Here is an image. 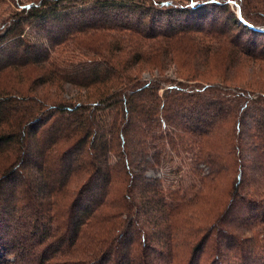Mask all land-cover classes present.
<instances>
[{
  "label": "trees",
  "instance_id": "1",
  "mask_svg": "<svg viewBox=\"0 0 264 264\" xmlns=\"http://www.w3.org/2000/svg\"><path fill=\"white\" fill-rule=\"evenodd\" d=\"M11 1L19 11L0 23V264H18L33 239L45 243L44 264L65 241L86 253L70 264H176L174 249L186 245L183 264H199L208 244L209 264H264L263 92L232 91L225 69L202 86L189 75L141 74L198 58L207 66L224 50L228 68L241 63V50L250 52L233 27L264 55L251 0H234L240 11L229 0ZM68 84L78 90L65 97ZM172 153L194 183L164 188L147 176ZM75 179L82 183L66 203ZM218 186L227 200L215 207ZM137 227L168 253L154 258L145 235L132 237Z\"/></svg>",
  "mask_w": 264,
  "mask_h": 264
},
{
  "label": "rangeland",
  "instance_id": "2",
  "mask_svg": "<svg viewBox=\"0 0 264 264\" xmlns=\"http://www.w3.org/2000/svg\"><path fill=\"white\" fill-rule=\"evenodd\" d=\"M172 1L177 2L180 0H172ZM229 1H230V10L240 11L238 4L235 2L236 0L235 1L229 0ZM29 2L30 1L25 0L24 2H22V4H28ZM247 3L250 6V9H247V11L251 17V21H253L257 24H264V14L260 10H258L259 7H261V6H259L258 0H251ZM262 7H264V6H262ZM17 11H19V8L17 7V4L15 2H12L11 0H0V23H3L4 21H5V23H7V22L9 23L8 20L11 19V17L14 16V14H16ZM224 17H222L221 21L225 20ZM232 29H233V32H231V33L233 34V38H234V36L235 37L238 36L240 38V40H241L240 42H242L244 48L250 52V54H244V52L241 50V48L237 47L238 50H241V52H240L242 54V55H240V59L242 60L241 63L238 62V64H237L235 61H232V59H231L229 61L230 68H228L226 66V64H223V61L221 59V57L226 55V51L224 50L223 52H219L217 54L216 61L211 60L210 62H208L207 66H205V64L202 65L203 64L202 59L199 60V58H198V59H196L194 61H190L188 63L173 62L164 70L156 69V70L152 71L149 68H146L144 71H141L142 76L145 78H150L151 73L155 74V76H158V75L160 76V74L164 72L165 75H167L168 77H170L173 80V79H177L179 74H180V76L181 75L182 76L189 75L190 77H193V79H194V81H191L189 83H191L193 86H202L204 83L200 79L205 78V77H209V78L213 79V78H215L216 75L221 74L220 72L226 71L227 73H229L230 76H232L231 77L232 81L231 82L229 81L228 84L225 86H229L232 91L234 89L236 90L238 88V86H240V87L248 86L254 90L262 91L263 92L262 94H264V55L259 54V53H255L256 55H253L254 51L249 49L248 43L250 41H253V42L255 41L254 39H248V35H251L250 33L248 34L247 31H243L244 32L243 33L242 32L243 29L241 27H238V28L233 27ZM29 32L31 34L30 36H35L37 34V29L33 28V29L29 30ZM229 37L231 38L232 36L229 35ZM239 44H241V43H239ZM259 46H260V44H259ZM261 46H264V40L262 41ZM251 53H252V55H251ZM197 67H198V69L196 70L195 68H197ZM224 69H225V71H224ZM170 85H171V83H167V84L163 85L164 88L161 90V92H163V90L169 88ZM77 90H78L77 88H75L74 86H70L68 84L64 87L63 92L67 93L65 95V97H66V96H68V93H73ZM172 156L174 157V159L171 162H169L168 160L166 162H164V160H163L162 163L156 169L149 171L147 176L151 177V178H157L158 180H160L162 182V186L164 188H166L167 186H169L171 184L176 185L177 181H180V179L183 180L184 184L194 183L195 180L192 179L193 177L190 178L189 167L184 165V164H181L179 159L177 157H175L173 153L171 154V157ZM171 157H168V159H170ZM232 159H234V157H232ZM29 163L32 164L33 162H29ZM178 168L182 169L180 174L176 173L177 172L176 170H178ZM195 168H196L195 170L202 172L203 176L208 175V173H210L209 167L206 165H200L199 167H195ZM238 171H239L238 166H236L235 168H231L229 170V173L223 179V183H225L224 185L232 184L235 181L236 177L238 176ZM34 178L36 179L35 176H34ZM247 179H249V177ZM27 180L29 181V179H27ZM30 180L32 182L35 181L32 179H30ZM174 180L176 183L173 182ZM80 183H82V179H78V180L75 179V182H71L69 184L70 192L67 193V196L63 197L64 202L66 201V203H68L72 199L71 196H73V193L77 192V189H78ZM37 185L39 186V181H37ZM221 186H218L219 188H217L216 191L209 198L210 203L215 207H220L221 204H224V202L227 200L226 198L224 200V196L222 193L223 190L220 188ZM30 187H28L29 190H30ZM35 195H36V193H35ZM63 195H64V193H60L58 195V197H62ZM22 212L23 211L18 210L19 215ZM199 213L203 214V217H206V215H210V210H206L205 208H201ZM67 217L68 216L66 214H63L61 216V220L63 223H66L69 220ZM21 218L23 219V221H25V218L22 215H21ZM19 225H18V228H19L20 232L17 233L18 236H14L15 239H18L20 237L19 235L21 232H23V230L25 231L22 221L19 223ZM53 226H54V230H55L57 228V222L54 223ZM135 230L136 231L134 234H132V237H134L135 239L137 237H139L140 239L143 240L145 232L147 229L144 227H137ZM16 232H17V230H16ZM145 236L148 239V241L151 243V245H152L151 247L154 248V249H151V251H150L151 255L154 258H158L160 253H168V249L163 244L157 243V241L153 237H150L148 234H146ZM183 236L184 235L181 233L179 235H176L175 238L178 239L179 242H182V239L184 238ZM36 240L37 239H33V240H28L27 242H24V243H26V244H24L25 245V251H24L25 256H24V258H21L18 260V262H17L18 264H44V263H42V256H44V255L41 252L44 250L45 243L42 245H38L41 242V240H39V243ZM79 240H81V239H79ZM148 241H146V243ZM49 243H53V242L48 241L46 244H49ZM208 246H210V245L208 244L205 247L206 251H204L205 253H203V255H201L199 264H209L213 260L212 253L210 252L211 248ZM72 247H74V246H72ZM67 248H69V243L67 241H65L62 244V246L55 243L54 248H52V249L49 248L48 263L47 264H70L73 261L81 260L78 258L82 257V256H84V254H86L85 251H83L81 253L76 252L78 250V248H74V250H73V248L66 250ZM190 248L186 245L184 247H178V248L174 249L175 255L177 256V260H178V261H175L176 264H183L184 261L187 258H189V254L187 256L186 253L188 251H190ZM126 252H127V250H124V253H126ZM72 253H75V256L69 255ZM113 258H115V256L111 257V259H113ZM85 259H89V258H84L83 260H85ZM111 261L109 262V264H111ZM113 264H115V263H113Z\"/></svg>",
  "mask_w": 264,
  "mask_h": 264
}]
</instances>
